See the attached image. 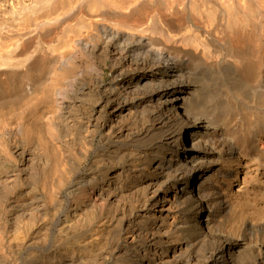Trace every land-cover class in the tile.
I'll list each match as a JSON object with an SVG mask.
<instances>
[{
	"label": "bare ground",
	"instance_id": "1",
	"mask_svg": "<svg viewBox=\"0 0 264 264\" xmlns=\"http://www.w3.org/2000/svg\"><path fill=\"white\" fill-rule=\"evenodd\" d=\"M0 264H264V0H0Z\"/></svg>",
	"mask_w": 264,
	"mask_h": 264
},
{
	"label": "rangeland",
	"instance_id": "2",
	"mask_svg": "<svg viewBox=\"0 0 264 264\" xmlns=\"http://www.w3.org/2000/svg\"><path fill=\"white\" fill-rule=\"evenodd\" d=\"M75 22V20H72L71 21V23L73 24ZM53 41L52 42H54V40H55V38H51ZM64 51V49H61V51ZM105 73H104V79H108L109 78V76H110V69H109V66H106L105 68ZM106 77V78H105ZM97 142V143H96ZM100 144V138H97L96 139V141H95V146L97 147V146H99V144ZM84 165H85V163H84Z\"/></svg>",
	"mask_w": 264,
	"mask_h": 264
}]
</instances>
